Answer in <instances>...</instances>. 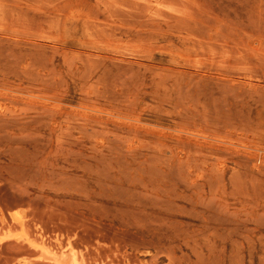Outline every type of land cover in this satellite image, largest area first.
Wrapping results in <instances>:
<instances>
[{
    "label": "rangeland",
    "instance_id": "rangeland-1",
    "mask_svg": "<svg viewBox=\"0 0 264 264\" xmlns=\"http://www.w3.org/2000/svg\"><path fill=\"white\" fill-rule=\"evenodd\" d=\"M55 255L264 264V0H0V264Z\"/></svg>",
    "mask_w": 264,
    "mask_h": 264
},
{
    "label": "bare ground",
    "instance_id": "bare-ground-1",
    "mask_svg": "<svg viewBox=\"0 0 264 264\" xmlns=\"http://www.w3.org/2000/svg\"><path fill=\"white\" fill-rule=\"evenodd\" d=\"M13 219L18 222L21 226H23V221L20 218L19 215H15L13 216ZM29 232V231H28ZM34 239V238H33ZM47 251V250H46ZM45 254L49 255L48 252H45ZM53 255V254H52ZM46 256V255H45ZM75 256V255H74ZM52 260L56 263V264H82V262L80 263L77 259L72 260L69 256L67 255H62V256H57L55 255L54 257H52Z\"/></svg>",
    "mask_w": 264,
    "mask_h": 264
}]
</instances>
